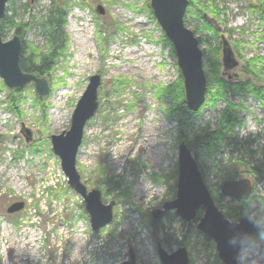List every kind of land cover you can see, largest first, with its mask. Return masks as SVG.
<instances>
[{
    "label": "rangeland",
    "instance_id": "374dc122",
    "mask_svg": "<svg viewBox=\"0 0 264 264\" xmlns=\"http://www.w3.org/2000/svg\"><path fill=\"white\" fill-rule=\"evenodd\" d=\"M65 1L69 47L51 79H47L51 87L48 100L35 93L33 84L11 91L0 78V256L7 255V264H40L34 260L32 249H46L47 264H65L67 249L72 246L69 239L75 232L77 239H87L85 234H89L94 264H125L131 261V254L135 264H162L157 245L161 243L168 252L177 250L174 238L170 247L163 238L180 228L178 235L186 242L189 264H223L215 243L197 230V221L188 223L172 211L154 229L151 214L176 198L181 136L192 141L219 128L221 140L209 135L207 147L191 148L213 199L224 213L242 204L251 211H264V102L248 91L228 92L225 102L219 101L215 107L207 99L200 113L181 112L185 120L180 125L173 112L174 85L180 72L177 58L156 19L143 8L145 1ZM14 2L16 22L22 24L42 16L51 4L50 0ZM255 3L259 0H189L187 27L202 40L203 51L218 45L222 48L223 39L233 49L239 66L225 76L233 84L247 77L243 72L250 61L264 59V4L257 12L250 9ZM98 7L103 8L104 15L98 13ZM210 27L218 31L219 38L209 31ZM99 29L105 31L102 39ZM14 34L13 28L7 29L4 41ZM23 41L25 46H46L35 24L28 27ZM148 47L153 50L147 55L155 65L154 79L146 81V71L144 74L140 68L134 73L120 70L118 65L125 61L127 51L142 53ZM213 52L204 56V68ZM254 67L264 75V65L256 63ZM95 75L101 77L99 108L86 125L77 169L89 189L101 191L105 204H116L113 222L99 231L92 230L85 202L69 187L51 143L52 135L70 129L76 105ZM121 80L128 83L120 87L117 81ZM160 87L170 89L160 91ZM9 92L21 93V116L12 110ZM226 102L233 106L228 118L235 123L230 129L219 124ZM247 118L255 132L242 136L239 129ZM150 127H155L156 133L152 145H147L144 136L150 134ZM27 131L30 141L26 140ZM230 159L240 164L239 176L250 178L254 184L252 195L242 204L220 191L227 178L222 165ZM145 178L167 190L165 198L156 200L149 185L150 207L145 205ZM122 192L128 193L122 196ZM15 202H24L25 207L9 214L7 208Z\"/></svg>",
    "mask_w": 264,
    "mask_h": 264
},
{
    "label": "water",
    "instance_id": "95a60500",
    "mask_svg": "<svg viewBox=\"0 0 264 264\" xmlns=\"http://www.w3.org/2000/svg\"><path fill=\"white\" fill-rule=\"evenodd\" d=\"M8 2L9 0H0V78L11 91H21L33 84L35 93L42 100H48L51 92L48 80L41 78L38 74L26 73L21 68V38L15 34L9 41L3 39L1 22L6 16ZM150 6L157 23L174 48L177 65L184 81L187 107L190 111L197 112L206 100L207 79L203 65L204 54L199 40L185 25L189 1L150 0ZM97 11L104 15L103 8L98 7ZM222 53L225 75L229 70L236 68L238 62L225 39H223ZM100 85L99 75L90 77L89 84L74 110L70 129L51 136L53 152L60 158L61 168L69 187L85 202L93 231H99L113 222L115 206L113 201L109 204L103 202L100 190H90L77 169V158L86 125L99 108ZM30 135L27 131V141H30ZM178 160L176 198L165 202L162 209L152 213V226H156L168 211H175L182 220L192 222L196 219L198 211L203 210L204 214L197 229L215 243L218 257L223 264H237V256L241 249L240 246L231 245L230 239L237 235H254L257 228L248 217L239 221H230L225 217L212 198L198 163L185 142L180 144ZM220 189L224 196L238 202L242 198L249 197L252 190L251 181L248 179L224 181ZM24 207V202H15L7 208V212L14 214L23 210ZM157 251L162 264H189V254L185 247L169 253L159 244ZM125 264H135L133 254H131V261Z\"/></svg>",
    "mask_w": 264,
    "mask_h": 264
},
{
    "label": "trees",
    "instance_id": "16d2710c",
    "mask_svg": "<svg viewBox=\"0 0 264 264\" xmlns=\"http://www.w3.org/2000/svg\"><path fill=\"white\" fill-rule=\"evenodd\" d=\"M145 6L143 7L146 11H148L150 17L154 19L153 11L150 6V0H144ZM9 2L12 3V7H7L6 10V16L1 22V32L2 36L4 37V34L6 33L7 29L13 28L15 31V34L18 35L22 40V54H21V68L26 73H32V74H38L40 77L47 78L48 80L51 79L52 74L59 66L60 60L65 57L68 51L69 47V36L66 32L67 30V19H68V8H67V1L65 0H50V6L47 8L46 12L40 16L39 18L32 17L31 21L28 24H22L16 22V13L14 9L15 2L14 0H9ZM264 4V0H259V4H254L250 7L251 10L261 12L262 8L261 5ZM192 5V4H191ZM131 8V6H130ZM142 8V9H143ZM261 18L264 21L263 13H261ZM31 24H35L39 31L42 33V36L44 37V40L46 41V46L43 49L35 47L33 44L24 45V37L26 36V33L28 31V27H30ZM185 24L187 25V21L185 19ZM113 28H116V24L112 26ZM209 31L212 32L215 38H219V33L215 29L209 28ZM105 31H102L99 29L98 35L99 39H102L101 35ZM194 32V31H193ZM196 35V32H194ZM167 45L171 46L170 42L164 38ZM200 44H202V40L199 39ZM214 51L211 55L207 57V63L208 67L205 69V74L207 78V99L211 102V104L215 107V105L219 101L225 102L228 92H233L234 94L237 93H243L244 91L251 92L252 95L258 99L264 102V75L260 74V70H256L254 65L258 63L259 65H264V59H253L250 61L247 65V69H245L244 76L246 75L245 79L243 81H240L239 83L233 84L231 81L227 80L223 74L222 69V62L220 60V54L222 51V48L220 45H218L214 50H208L203 51L204 56L207 52ZM174 54V52H173ZM175 56V55H174ZM178 81L174 85L175 87V98H174V108L173 112L175 114V117L179 119V123H181L185 120L181 116V112H188L192 115H195V113L188 110L186 106V99H185V90H184V82L183 78L178 72ZM120 85V84H119ZM125 86V85H124ZM123 86V87H124ZM122 87V85H120ZM170 87H160L159 90L166 91L169 90ZM21 97V93L19 92H9V104L12 107V110H14L15 114L17 116H21L20 110H19V100ZM227 103V107L223 111V116L221 118V121L219 122L220 125H223L225 129H230L235 123V121L231 118H228L229 110L233 107L229 102ZM205 106V104L202 106V108ZM200 109V111L202 110ZM200 111L198 113H200ZM46 115V112H45ZM221 129L219 128V131H216L212 135L219 140L222 139V133ZM209 135L205 136H198L196 139L187 140L184 136H181L180 141L185 142L190 149L192 147L200 148V147H207L209 143H206L205 141H208L207 138ZM222 168L224 170V173L227 176L235 177L239 172H241V167L239 163L232 162L230 159L228 161V164H223ZM51 190V188H49ZM251 211L248 208L244 206V204L241 205L240 208H233L229 209L227 213H225V216L229 219H234L235 221L247 217L245 214L246 212ZM171 214L167 216L169 218ZM166 218V219H167ZM162 229H166L164 225H162ZM180 228L172 229V233L164 235L163 241L164 243L170 247L171 246V240H176L178 244L184 245L186 242L182 239H180V236L178 233H181Z\"/></svg>",
    "mask_w": 264,
    "mask_h": 264
},
{
    "label": "clouds",
    "instance_id": "9594fccd",
    "mask_svg": "<svg viewBox=\"0 0 264 264\" xmlns=\"http://www.w3.org/2000/svg\"><path fill=\"white\" fill-rule=\"evenodd\" d=\"M240 135H246L248 132H255L249 119L239 129ZM149 185L155 191L154 199H163L167 195L165 186L153 185L150 179L145 178V189L147 192L145 198L146 207L152 206L148 202L150 195ZM264 195V194H262ZM249 221L257 228V233L253 236L251 234L237 235L230 239L229 243L233 246H240V252L237 256V264H264V211H248L245 213ZM87 239L80 237L77 239V233H73L71 239L72 246L67 249L68 259L65 264H94L93 257L91 255L92 246L89 245V234H85ZM68 240V241H69ZM46 249H40L35 251L34 260L38 259L40 264H47ZM0 264H7V255L0 256Z\"/></svg>",
    "mask_w": 264,
    "mask_h": 264
},
{
    "label": "bare ground",
    "instance_id": "6f19581e",
    "mask_svg": "<svg viewBox=\"0 0 264 264\" xmlns=\"http://www.w3.org/2000/svg\"><path fill=\"white\" fill-rule=\"evenodd\" d=\"M264 16V13H263ZM147 53H153V50L151 48H145L144 51L142 53H139L137 50L136 51H127L125 54V61H122L121 64H119L118 66L120 67V70L123 72H129V73H134V71L136 70V72H140L138 71L139 68L141 69L142 72L146 71V75H145V80L148 81L149 79H154L155 77V73L152 71L154 68V64L151 63V60L148 59V55ZM82 60V59H80ZM136 62H137V67H136ZM86 63V62H85ZM126 63L131 64V67L129 68H125L126 67ZM128 82L126 81H117V84H120L122 86L126 85ZM151 129V131H150ZM155 127H150L148 128V132L150 134L145 135L144 136V142H147V145H152V143L154 142V136H155ZM149 156L151 154V151H148L147 153ZM114 159H118V157H114ZM157 157H154V160H156ZM126 193L128 192H122V196L126 195Z\"/></svg>",
    "mask_w": 264,
    "mask_h": 264
},
{
    "label": "flooded vegetation",
    "instance_id": "af4514ba",
    "mask_svg": "<svg viewBox=\"0 0 264 264\" xmlns=\"http://www.w3.org/2000/svg\"><path fill=\"white\" fill-rule=\"evenodd\" d=\"M240 175V173H238L237 174V176H235V177H230L229 178V176H227V178L224 180V181H229V180H242V179H248V180H250L251 181V188H252V190H251V194H250V196L252 195V193H253V191H254V184H253V182H252V180L250 179V178H247V177H245V176H239ZM223 181V182H224ZM222 182V183H223ZM221 183V184H222ZM222 194V193H221ZM224 196V195H223ZM225 197H227V196H225ZM229 199H231V200H233V201H235L236 203H241L242 204V202L243 201H245V200H247L249 197H245V198H242L241 199V201H236L235 199H233V198H230V197H228ZM215 201V200H214ZM239 207H241V205L239 206ZM236 209V208H235ZM223 211V210H222ZM175 212V211H174ZM200 212H201V210L200 211H198V213H197V217H196V219H201V217L203 216V214L202 215H200ZM169 214H172V211H168V212H166V214L163 216V218H161V220L157 223V225L156 226H154L153 228L154 229H156L158 226H160V223L162 222V220L163 219H165V218H167V216L169 215ZM174 214H176V215H178L176 212L174 213ZM225 215V214H224ZM226 217V216H225ZM229 219V218H228ZM229 220H232V221H235L234 219H229ZM159 244H161V243H159ZM158 244V245H159ZM158 245H157V249H158ZM162 245V244H161ZM178 249L181 247V246H185V245H180V244H178ZM162 247L168 252V250L165 248V246H163L162 245ZM167 247V246H166ZM177 249V250H178ZM158 252V251H157ZM189 263H190V260H189Z\"/></svg>",
    "mask_w": 264,
    "mask_h": 264
}]
</instances>
